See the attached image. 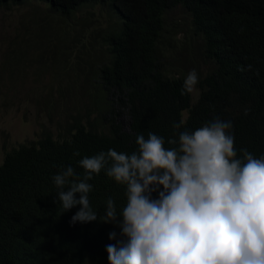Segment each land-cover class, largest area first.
<instances>
[{"label": "trees", "instance_id": "obj_1", "mask_svg": "<svg viewBox=\"0 0 264 264\" xmlns=\"http://www.w3.org/2000/svg\"><path fill=\"white\" fill-rule=\"evenodd\" d=\"M28 1L0 0V8ZM34 1L46 4L62 24L79 17L75 35L80 27L95 26L88 23L93 6L103 10L107 23L101 31L96 26L81 32L93 41L84 54L88 67L77 74L83 92L77 99L84 111L74 108L52 131L41 128L35 140L4 152L0 264L108 260L106 246L116 243L109 233L116 231L119 238L120 230L99 219L70 224L80 206L64 212L53 181L67 166L82 179L78 161L85 156L109 149L130 154L138 149L140 134L147 139L152 132L167 142L174 132H192L217 117L232 121L238 157L241 149L256 158L264 155V0ZM173 12L186 23L175 21ZM193 69L198 75L195 96L181 95ZM181 121L182 127L174 129ZM89 183L90 204L98 217L109 197L118 212L122 209L124 186L104 171Z\"/></svg>", "mask_w": 264, "mask_h": 264}, {"label": "clouds", "instance_id": "obj_2", "mask_svg": "<svg viewBox=\"0 0 264 264\" xmlns=\"http://www.w3.org/2000/svg\"><path fill=\"white\" fill-rule=\"evenodd\" d=\"M197 83L193 69L181 95ZM232 129L231 120L217 117L167 142L140 134L130 154L109 149L80 159L82 179L72 166L63 168L53 177L57 198L64 212L80 206L70 224L99 219L120 230L119 238L109 233L116 240L106 246L109 264H264V155L241 149L238 157ZM101 171L124 186L126 202L118 212L109 197L98 217L89 181Z\"/></svg>", "mask_w": 264, "mask_h": 264}, {"label": "rangeland", "instance_id": "obj_3", "mask_svg": "<svg viewBox=\"0 0 264 264\" xmlns=\"http://www.w3.org/2000/svg\"><path fill=\"white\" fill-rule=\"evenodd\" d=\"M93 7L88 9L94 13L88 23L95 26L87 27L98 26L101 31L107 15ZM176 13L172 18L186 23ZM79 19L62 24L46 4L34 0L0 8V163L4 152L35 140L41 128L52 131L57 122L73 115L74 108L84 111L77 99L83 93L77 74L88 67L84 54L93 41L81 32L94 29L80 27L75 35L73 26ZM190 95L195 96V89ZM119 120L126 128V118L122 115Z\"/></svg>", "mask_w": 264, "mask_h": 264}]
</instances>
